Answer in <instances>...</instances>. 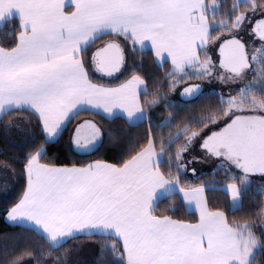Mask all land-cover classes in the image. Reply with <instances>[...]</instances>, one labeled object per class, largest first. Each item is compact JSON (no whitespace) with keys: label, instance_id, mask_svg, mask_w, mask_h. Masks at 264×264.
<instances>
[{"label":"snow or ice","instance_id":"1","mask_svg":"<svg viewBox=\"0 0 264 264\" xmlns=\"http://www.w3.org/2000/svg\"><path fill=\"white\" fill-rule=\"evenodd\" d=\"M0 135V264H260L264 0H0Z\"/></svg>","mask_w":264,"mask_h":264},{"label":"trees","instance_id":"2","mask_svg":"<svg viewBox=\"0 0 264 264\" xmlns=\"http://www.w3.org/2000/svg\"><path fill=\"white\" fill-rule=\"evenodd\" d=\"M225 2L227 3V5L230 7L232 3L235 2V0H225ZM215 34V33H214ZM140 56L137 55L136 59L139 61L140 60ZM144 59L147 61V53H145L144 55ZM143 70L145 72H148V71H151L153 70L152 69V65L149 63H145L144 65V68ZM206 96L208 95H211V91H208L205 93ZM175 104L177 105H181V106H184L185 105V102H174ZM193 106H196V105H193ZM82 118H85V117H82ZM75 123V121L73 122ZM67 137L65 136V139ZM23 136H19L17 134H10L9 135V147L7 149V151L11 154V153H14L16 151V148L12 147V145H16L17 147L19 146H22L23 144ZM3 137L2 135H0V150H3ZM106 147L109 149V154H111V145H108L106 144ZM50 154L53 155L54 157H58L59 159V162L61 164H64V163H71L72 161L74 160H79L80 157L72 152H69L68 148L63 144V142H61L60 145L58 146H53L51 149H50ZM97 155H102V152L101 153H97ZM166 166V165H165ZM0 177H2V175H0ZM197 177H203V179L205 181H209L211 182L213 180V175H212V172L211 170H208V171H204L203 173L195 176V177H189L187 175V181L189 183H195V184H198L200 183V181L197 179ZM222 177H223V173H219L215 176V179L217 181H222ZM257 179V178H256ZM254 179V180H256ZM1 180V179H0ZM254 187H259V183H256L253 185ZM223 187V183H217L216 185L214 186H211L209 187V190L208 192L206 193L207 195V198L209 200V202L215 206L216 204L220 203V202H223L225 201V195L223 193V191L221 190ZM247 205V201L245 202V206ZM0 206H3V199H2V196H0ZM243 215V212L240 211V212H236L235 213V217H233L232 215L229 216V219H234V218H238L239 216ZM181 216H184V218H188V216L185 215V213H181ZM258 223V221H257ZM3 228V225H0V229ZM257 233L259 234V229H257ZM95 239H100V238H95ZM95 239L94 240H88V239H83L81 241V244H89V243H92L94 244L95 246V253H94V257H93V260L90 264H97L98 261L102 260V259H105V257H102L101 256V253L99 251V248L96 247L95 245ZM3 240H0V248L3 247ZM109 243H111L109 241ZM258 256L261 255V253H257ZM107 258H110V257H107ZM254 264H256V262L254 261ZM260 264H264V260H261L260 261Z\"/></svg>","mask_w":264,"mask_h":264},{"label":"rangeland","instance_id":"3","mask_svg":"<svg viewBox=\"0 0 264 264\" xmlns=\"http://www.w3.org/2000/svg\"><path fill=\"white\" fill-rule=\"evenodd\" d=\"M235 2H237V0H235ZM234 2V3H235ZM209 91H211V89L209 88ZM179 92H177L176 95V99L174 100V102H184L179 98ZM195 168L196 170V175H199L201 173H203L204 171H208L211 170V166L210 165H206V164H200V163H194L190 166L189 171L187 173V175L189 177H195L192 174L191 169ZM1 179V183L4 185L5 183V178L0 177ZM253 179H256L255 177H253ZM3 185H2V189L0 191V196H2L3 193ZM9 187H11V182H9ZM94 253H95V246L92 243L89 244H82V248L79 252L75 253L73 255V260L77 262V264H90L93 260L94 257Z\"/></svg>","mask_w":264,"mask_h":264},{"label":"crops","instance_id":"4","mask_svg":"<svg viewBox=\"0 0 264 264\" xmlns=\"http://www.w3.org/2000/svg\"><path fill=\"white\" fill-rule=\"evenodd\" d=\"M178 92H179V90H178ZM2 183H1V180H0V191H1V189H2Z\"/></svg>","mask_w":264,"mask_h":264}]
</instances>
